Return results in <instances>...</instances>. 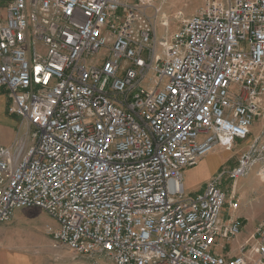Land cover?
Listing matches in <instances>:
<instances>
[{
    "label": "built area",
    "instance_id": "obj_1",
    "mask_svg": "<svg viewBox=\"0 0 264 264\" xmlns=\"http://www.w3.org/2000/svg\"><path fill=\"white\" fill-rule=\"evenodd\" d=\"M146 3L0 0V88L27 127L0 146V224L41 210L52 247L90 264H264V221L218 253L243 228L221 179L264 176L262 136L199 193L182 185L261 116L264 0H203L160 37Z\"/></svg>",
    "mask_w": 264,
    "mask_h": 264
},
{
    "label": "rangeland",
    "instance_id": "obj_2",
    "mask_svg": "<svg viewBox=\"0 0 264 264\" xmlns=\"http://www.w3.org/2000/svg\"><path fill=\"white\" fill-rule=\"evenodd\" d=\"M147 3L141 10L142 18L152 26L156 36H166L173 33L182 20L187 19L193 11L198 9L203 0H145ZM158 10V11H157ZM165 23V25H162ZM0 96L6 98L5 112L7 113L8 99L4 88H0ZM10 115V114H9ZM12 116V115H11ZM13 118V117H12ZM16 118V117H14ZM22 134L25 135L27 127L22 124ZM256 136H262L260 154L264 157V100L262 112L250 129V134L245 140H236L230 150L215 146L195 165L190 181L196 182L216 178L223 171H228L237 163V158L246 151ZM197 166V167H196ZM255 166L250 173L232 181L228 175H223L220 187L227 194V201L223 207V216H236L243 225L253 219L256 225L258 217L264 215V179L259 177L260 170ZM189 181V182H190ZM186 179H183V183ZM237 204L235 209L229 207V202ZM57 223L46 213H32L12 220L0 226V252L9 253L7 263L0 260V264H66L65 252H70L65 247H52L51 235L48 230H55ZM217 248L215 252H217ZM71 253V252H70ZM72 254V253H71ZM73 261H77L71 255ZM79 264H90L85 258ZM92 263V262H91ZM102 264H110L105 261Z\"/></svg>",
    "mask_w": 264,
    "mask_h": 264
},
{
    "label": "crops",
    "instance_id": "obj_3",
    "mask_svg": "<svg viewBox=\"0 0 264 264\" xmlns=\"http://www.w3.org/2000/svg\"><path fill=\"white\" fill-rule=\"evenodd\" d=\"M195 11H193V13L191 15H193L195 13ZM5 99L6 98H4L3 96H0V146L9 147L16 141H22L24 139V135L22 134V128L23 127L21 125L20 119L14 115L11 116L5 112V105H6ZM14 117H16V118H14ZM194 168L195 167L184 169L183 174H182L183 188H184L186 193L191 194V195L199 193L203 189L204 182L206 181V179H202V180L196 181V182H192L189 180L190 177L193 175L192 172H193ZM183 179H186V182L183 183ZM261 180L264 181V179H262V178H261ZM32 213H44V212L41 210L35 209V208L17 210L15 212L12 220L18 221L20 218H22L24 216H28ZM231 217L236 218V216H234V215H231ZM225 218H227V217H225ZM257 219H258L259 223L263 222L264 221V215L258 217ZM1 225H3V224H0V226ZM255 226H256V221H254L253 219L251 220V222L243 225V228H242L241 232L238 234V236L236 238H234L232 241H230L228 246L223 251L218 250V253L227 254L230 256L235 255L238 251L239 245L242 244L248 238V236L252 233ZM71 255L72 254L70 252L64 253V256H65L66 261H67L66 264H79V261H73V259H71V257H72ZM1 258H3V261L7 263V260H8V258H10V255L8 252L2 250L0 252V260H1Z\"/></svg>",
    "mask_w": 264,
    "mask_h": 264
}]
</instances>
